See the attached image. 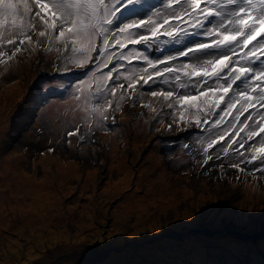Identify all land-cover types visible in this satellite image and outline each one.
I'll list each match as a JSON object with an SVG mask.
<instances>
[{
  "label": "rangeland",
  "instance_id": "obj_1",
  "mask_svg": "<svg viewBox=\"0 0 264 264\" xmlns=\"http://www.w3.org/2000/svg\"><path fill=\"white\" fill-rule=\"evenodd\" d=\"M12 30L15 29H10L5 35L11 34ZM30 35L32 41L36 42L37 35L35 33ZM40 44H46L43 38L38 45L29 44L27 41L22 45L24 50L32 56L33 62L21 65L17 71L22 69L32 71L36 65L38 85L43 90L60 93L61 81L45 70V66L57 62L60 53L56 51L57 47H53L51 51L53 58L47 52L42 55ZM13 79H3L4 84L0 85V100L24 87ZM22 95L23 92L17 103H11L0 114V122L3 126L0 129V177L3 175L6 178L7 185L6 192L1 193L0 190V264H90V260L93 259L96 261L92 264H98L108 259L112 252L120 253V257L111 264H128L137 259L149 260L151 264H179V255L176 253L184 249L190 252L193 249L192 245H204L203 242L207 237L218 238L227 244L232 242L233 247L238 245L249 247L248 254L264 257V182L261 179L264 173L251 170L244 174L240 171L233 173L234 168L231 170L230 167L231 164L240 163L242 160L247 163L253 155L249 146L245 145L244 149L239 148V141L246 137L244 132L233 146L238 148V151L229 158L222 148L216 154L212 167L215 168L214 175L221 181L227 179L230 173L233 181L228 182L232 187L228 185L227 191L238 190L240 199L246 200L251 212L256 215L251 222L254 228L250 231L237 230L222 224V219L217 223L211 215L203 217L202 211L195 212L192 207L197 205L184 199L190 197L198 188V181L187 182L185 178L174 174L161 158L162 150H166L170 142L166 144L164 143L166 140H155L151 135H144L137 127L139 122L133 121L140 114L146 116V129L158 134L159 129H165L170 122L176 121V108L169 109L158 105L156 111H150V108L138 109L136 103H131L128 107L121 105L123 111L109 114L107 128L111 130L107 128L101 130L93 124L91 132L89 128L84 129L86 137L84 141L74 136L71 137L72 143L69 145L66 132L74 125L61 124L60 128L56 129L58 128L56 123H50L51 127L46 124L43 126L40 141L34 139L36 132L32 130L25 132L18 141L11 143L8 136L11 120L18 113ZM80 95H64V102L76 112L79 118L86 119V113L82 109L83 102L76 99ZM144 103H149V100H145ZM150 106L154 108L152 104ZM260 111L264 112V109ZM112 116L115 117V124L112 123ZM219 118L215 114L210 120L206 134L200 137L191 135V127L196 125L194 117H191L192 120L189 123L183 124L181 131L186 136L182 147H189L195 151L192 154L194 162L201 157V152L211 139L218 138L226 130L237 132L236 127H231L232 115H226L219 126L212 127L213 122ZM119 123L121 125L116 129V133L122 141L121 145L118 136L114 134ZM251 123L252 121L249 122ZM244 127L247 129L248 125ZM93 133L94 137L90 141L88 137H91ZM66 138L69 146H66ZM114 143L116 148L112 147ZM138 143L142 145L136 149L134 146ZM257 146H259L258 142ZM50 148L52 151H49ZM12 152L15 153L9 160L6 159V156ZM239 152H244V156L236 155ZM46 155L52 156L54 160L49 161ZM166 156L168 155H164ZM69 164L76 165L77 169L71 170ZM143 164L150 167L148 173L139 172ZM247 164L252 169L264 167L259 159ZM45 170L50 172L44 175L47 183L41 182L37 185L40 190L36 194L33 189H29L32 179L28 177L25 179L23 176L34 171L38 177L35 182H40ZM160 174H164L165 177L159 178ZM206 174H208L207 169L199 171L200 178L207 176ZM18 175L20 177H17ZM108 181L111 187L108 186V193L105 194L102 190ZM176 181L185 187L175 190L174 182ZM215 181L217 182V179ZM137 183L140 185L139 191H135L136 188L133 187ZM211 183L212 181L204 179L200 186L207 191ZM123 184L131 187L118 190L117 188ZM67 187H71L72 191L61 197L57 195L60 188ZM166 187H169L176 197L173 198L175 202L165 209L160 208L153 199L165 201L163 190ZM214 187L215 190L223 189L221 184ZM48 188L56 194L58 204L66 218L64 222L59 219L55 223L48 222L49 216L45 212L41 217L32 215L33 212L40 215L39 209H33L32 204L43 206L40 200L41 195L46 194L47 197L52 198L50 193H46ZM184 192L188 194L183 196ZM21 196H24V200H17V197ZM135 198H139L140 202H137L139 200L134 202ZM206 203L207 201H204L202 206L208 208ZM49 204L51 211L48 213L51 214L56 204L53 198ZM121 204L128 205L124 217H121L117 209ZM21 205L27 208L26 212L20 208ZM83 207L90 212V217L82 214ZM69 208L73 210L68 212ZM11 214L17 216L15 221L10 217ZM88 217L93 221L91 230L82 223V220L87 221ZM219 217L229 219L228 222L233 225L246 224L249 220L246 212L241 213L236 209ZM54 218L57 219V215H54ZM258 218L259 221H256ZM46 221L55 232L65 235L66 240L61 238L52 240L44 237L28 258L24 256V252H20L16 262L11 260L12 257L4 255L8 239L15 241L21 251L29 247L32 236L27 223L47 231ZM79 224L85 228L78 231ZM21 225H24L27 231L15 230ZM112 227L118 229L114 235L109 233ZM75 236H78V239L74 241Z\"/></svg>",
  "mask_w": 264,
  "mask_h": 264
},
{
  "label": "snow or ice",
  "instance_id": "obj_2",
  "mask_svg": "<svg viewBox=\"0 0 264 264\" xmlns=\"http://www.w3.org/2000/svg\"><path fill=\"white\" fill-rule=\"evenodd\" d=\"M174 6H179V10ZM138 7H144L143 0H116L115 4H111L110 0H0V40L14 47L12 55L15 56L21 51L19 45L26 41L38 45L43 38L46 41L45 51H52L54 45H61L56 51L63 55L67 63L91 71L92 63L98 61L97 71H100L111 64L115 54L110 49L117 46L125 49L128 45L155 41L160 36L169 37L166 43L181 44L193 37L203 36V41L197 39L186 44L175 56L169 55L156 62L139 51L128 56L121 52V59L129 64L140 59L152 69H156L157 64L166 65L151 74L147 69H142L140 72L117 73L114 76L115 66L99 76L93 73L94 84L89 83L87 89L78 88L81 95L76 97L83 102L82 109L89 121V131H92L93 124L101 130L107 128L110 112L123 111V102L134 104L137 98L143 96L141 84L149 86L155 83L156 78L175 74L172 81L167 78L163 80L164 83H174L175 88L159 91L148 88L151 97H162L169 109L179 106L181 120H184L185 112H189L190 117L195 118L197 128L201 124H208L206 118L200 119V114L204 117L218 115L220 118L212 124V127H217L226 115H233V109H236L237 121L252 109L241 123L240 130L230 136L226 143L231 148L238 142L240 132H244L247 139L239 141V148L244 149L249 141L253 142L249 145L253 155L247 163L264 160V112L260 111L264 109V67L261 66L264 65V0H167L166 8L171 12L166 13L162 21L148 16L118 23L123 12ZM156 16L159 17L160 13L157 12ZM180 24L187 27L181 28ZM148 26L151 27L146 35L131 31ZM10 29L16 31L5 35ZM30 33L37 35L36 42L32 41ZM14 36L23 37L19 39V45ZM3 55L0 52V56ZM178 57L191 59L179 67L167 66ZM121 78L126 85L117 83ZM141 107L156 111L149 103L142 102ZM111 119L115 124V117ZM249 121L252 123L249 124ZM244 125H248L247 129ZM231 127L236 125L231 124ZM67 135L69 138L78 136L81 141L86 139L82 125H74ZM225 136H228L227 130L218 140L223 141ZM93 137L94 133L88 139L91 141ZM256 137H259V146ZM68 142L71 143V140ZM215 143L217 141L213 140L208 144L205 153ZM229 148H224L225 155ZM239 155L244 156V152H239ZM211 159V156H207L204 164ZM244 162L242 160L240 163ZM240 163H233L230 167L240 169ZM254 171L264 173V167L255 168Z\"/></svg>",
  "mask_w": 264,
  "mask_h": 264
},
{
  "label": "bare ground",
  "instance_id": "obj_3",
  "mask_svg": "<svg viewBox=\"0 0 264 264\" xmlns=\"http://www.w3.org/2000/svg\"><path fill=\"white\" fill-rule=\"evenodd\" d=\"M45 43H46V41H45ZM262 43H264V42H262ZM40 46H42L43 48H44V44H40ZM53 47H62L61 45H54ZM251 47V46H250ZM47 53H48V55L51 57V58H53V54L51 53V51H46ZM262 67H264V66H262ZM237 108H239V105H238V107ZM51 109V108H50ZM1 128H3V126H2V123H0V129ZM66 142H67V140H65ZM142 145V143H138V144H136L134 147L136 148V149H138V148H140V146ZM13 153H15V152H12L10 155H7L6 156V159H10V156L13 154ZM49 161H53L54 160V158L52 157V156H48V155H46L45 156ZM69 168L71 169V170H73V171H75L76 169H77V166L76 165H74V164H69ZM149 169H150V167H147L146 166V164H143V165H141L140 166V168H139V172L140 171H143V174H145V173H148V171H149ZM48 173H50L48 170H45V171H43V175H42V180L40 181V182H35V180H37L38 179V177H37V174H36V172H34V171H32V172H30V173H26V175H24L23 177L25 178V179H27V177L29 178V179H32L31 181H30V183H29V189L31 188V189H33V192H35L36 194L38 193V191L40 190V188L37 186V185H40V183L41 182H43V183H47L46 181H47V178L44 176V175H47ZM17 177H20V175H18ZM165 177V175L164 174H160V176H159V178H164ZM6 178L2 175L1 177H0V190H1V193H3V192H6L7 191V189H6V187H7V185H6ZM19 183H17V185H18ZM108 186L109 187H111V183L108 181L107 183H106V185H105V187L103 188V190H102V192L104 191V193L105 194H107L108 193ZM131 187V186H130ZM127 184H123V185H121V187H119V188H117L118 190H120V189H128V188H130ZM133 187H135L136 189H135V191H139L140 190V185L137 183V184H135ZM116 189V192H118V190ZM48 191L46 192V193H50L51 195H52V198H53V200L55 201V208L54 209H52V212H51V214H49L48 212L49 211H51L50 209H49V207H50V202L52 201V198H49V197H47V195L46 194H43V195H41L40 197H41V201H42V203H43V206L42 205H34V204H32V206H34V208L33 209H35V210H37V209H39L38 210V212L40 213V215H37L36 213H32V215H34V216H36V217H41V216H44V212H45V214L46 215H48L49 216V218H48V222H50V221H52V222H56L58 219L61 221H65L66 220V218L64 217V215H63V211H62V208H61V206L58 204V201H57V198H56V194L50 189V188H48L47 189ZM72 191V188L71 187H67V188H60L58 191H57V195L58 196H62V195H65V194H67V193H69V192H71ZM115 192V193H116ZM114 194V193H113ZM188 194V192H184L183 193V196H185V195H187ZM59 197V198H60ZM17 200H21V201H23L24 200V196H21V197H17ZM137 200H139V198H135V200H134V202H136ZM156 203H158L159 204V206H160V208L161 207H163V208H167V207H169L171 204H173L175 201H173V200H168V201H162V200H156V199H153ZM137 202H140V200L139 201H137ZM43 207V208H42ZM20 208L23 210V211H27V208L24 206V205H21L20 206ZM126 208H128V205L127 204H121V205H119L118 207H117V209L119 210V213H120V215H121V217H124V215H125V213H126ZM73 210V208H69V210H68V212H70V211H72ZM81 211H83L84 213H82V214H84V215H88L89 217H90V212L89 211H87L86 210V207H83L82 209H81ZM54 215H57V219H55L54 218ZM10 217L12 218V220L13 221H15L16 219H17V216L15 215V214H11L10 215ZM87 218V221H85V219H83L82 220V223L84 224V225H86V228H89L90 230H91V226H92V224H93V221L90 219V218ZM230 217H232V215L230 216ZM191 223H192V221H191ZM28 224V227H29V231H30V233H31V236H32V241L29 243V247L27 248V249H25V251H21L20 249H19V247H18V244L15 242V241H12V240H10V239H8L7 240V245H6V248H5V256L6 257H12V261L13 262H16V259H17V255L20 253V252H24V256L26 257V258H28L30 255H31V253H32V250H34V248L35 247H38L39 246V244H40V242L42 241V239H44V237H48V238H50V239H52V240H55V239H59V238H61V239H64V240H66L65 239V235H62V233H59L58 231L57 232H55L49 225H48V223H47V221H46V226H47V231L46 230H43L42 228H40V227H35V226H33V225H30L29 223H27ZM80 225V224H79ZM83 228H85L84 226H82V225H80V226H78L77 227V230L78 231H80L81 229H83ZM15 230H18V231H27V228L24 226V225H21V226H19V227H17ZM118 229L116 228V227H112L111 229H110V231H109V233H110V235H114L116 232H118L117 231ZM59 231H60V229H59ZM76 239H78V236H75V239H74V241L76 240ZM15 249V250H14ZM119 254L120 253H115V252H112L111 254H110V256H109V258L108 259H106L104 262H105V264H111L113 261H115L117 258H119L120 256H119ZM110 258H112L111 260H109ZM90 261H96V259H93V260H90ZM102 263V262H101ZM100 264V263H99Z\"/></svg>",
  "mask_w": 264,
  "mask_h": 264
},
{
  "label": "trees",
  "instance_id": "obj_4",
  "mask_svg": "<svg viewBox=\"0 0 264 264\" xmlns=\"http://www.w3.org/2000/svg\"><path fill=\"white\" fill-rule=\"evenodd\" d=\"M110 3H111V0H110ZM30 60L32 61V59H30ZM37 74H38V72L34 67L31 72L26 70L21 75H18L16 78V81H18L19 85H24L23 89L29 95H36L38 93V92H36L35 87L33 85V82H34L35 78L37 77ZM41 91H43L42 93H46L45 90H41ZM54 115L55 114H53V113H49L48 117H53ZM181 186H183V185H181ZM163 197L166 198L165 201H168V200L175 201V199H173V198H175L176 196L169 187H166L163 190ZM190 197L185 198L184 200H187ZM192 208L195 210V212L212 210V209H209V208L204 207V206H197V207H192ZM212 219L216 220L215 222H217V223L220 221V219H222V221H221L222 224L228 225V226L235 228L237 230L245 229V230L250 231L252 228H254V225L251 224L250 220H248V222L246 224L242 223L241 225H233L232 223L228 222V221H230L229 219L227 220V219H224L221 217H212ZM231 237L233 238V236H231ZM237 238H239V237H237ZM205 240L217 241L216 243H214V245L226 244L228 246L227 255L217 264H245L247 260L252 262V263H255V264H264V261L261 257L251 256L250 254L247 253L249 250V247H246L243 245H238L237 247H233V246H231L232 242L231 243L229 242V244H227V243H224L222 240H220L218 238H213V237H207ZM247 240H250V239H247ZM193 251H194V253H193ZM204 251H205V245H195V248L189 252V254L192 257V263L193 264L197 263V260H198L197 256H199V253L204 252ZM176 254L179 255V259H180L179 264H185L184 262L188 258V255L184 254L182 250H180V253H176ZM100 264H105V262L103 261ZM128 264H151V263L149 260H145V259L138 260L137 259L133 263L129 262Z\"/></svg>",
  "mask_w": 264,
  "mask_h": 264
},
{
  "label": "clouds",
  "instance_id": "obj_5",
  "mask_svg": "<svg viewBox=\"0 0 264 264\" xmlns=\"http://www.w3.org/2000/svg\"><path fill=\"white\" fill-rule=\"evenodd\" d=\"M20 53L27 60V53L24 50L20 51ZM34 67L36 69V65ZM61 78H62L61 79L62 91L61 93H59V95L61 96H63L64 94L79 95L81 93L80 91H78V88L83 87L84 89H87L89 83L94 84L92 79H88V77L85 74H65L62 75ZM74 125H76V122L74 123Z\"/></svg>",
  "mask_w": 264,
  "mask_h": 264
},
{
  "label": "water",
  "instance_id": "obj_6",
  "mask_svg": "<svg viewBox=\"0 0 264 264\" xmlns=\"http://www.w3.org/2000/svg\"><path fill=\"white\" fill-rule=\"evenodd\" d=\"M92 262H94V261H90L89 263L92 264Z\"/></svg>",
  "mask_w": 264,
  "mask_h": 264
}]
</instances>
